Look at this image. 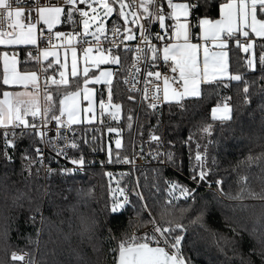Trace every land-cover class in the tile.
Segmentation results:
<instances>
[{
  "label": "trees",
  "instance_id": "trees-1",
  "mask_svg": "<svg viewBox=\"0 0 264 264\" xmlns=\"http://www.w3.org/2000/svg\"><path fill=\"white\" fill-rule=\"evenodd\" d=\"M222 1L199 0L200 6L196 8V12L201 17L207 14L209 18H215ZM164 2L166 5L167 0ZM62 9L61 23L54 29L79 27L74 13L75 23L68 20V9ZM113 19L115 13L108 18L107 23ZM261 44H264V38L255 41L254 53L257 58L262 51ZM28 47L14 49L19 50L21 59H28L26 65L34 67V60L26 53ZM7 50L8 48L0 46V84L4 71L2 54ZM227 51L230 72L241 74L250 82L251 103H244L243 83L228 79L223 81L226 87L215 85L205 88L202 97L187 98L183 108L175 103H166L163 130L167 150L174 154V159L169 162L170 167L148 165L136 170L138 188L152 210V216L159 221L160 206L164 204L165 178L178 176L173 169L181 173L188 172L193 153H206L207 177L222 180V195L218 196L201 188L196 192L195 203L181 200L176 206L186 208L189 204L192 205L180 222L186 229L182 241L183 255L193 264H218L220 261L223 264H245L249 248L254 245L261 247L257 239L250 235L251 230L256 227L257 236L264 231V199L259 198L264 196V119L260 107L264 103V93L260 92L264 79H260L259 64L256 71L247 69L245 61L248 54L236 46L235 40L229 41ZM112 53L119 54L121 60L112 79V99L113 102L122 104L123 113L118 121H104L98 125H72L73 139L77 145L76 148L72 147V152L78 158L82 156L87 159L98 153L103 159H109L107 145L110 144L113 150L111 159L116 161L117 150L112 141L115 134L107 133V127L121 130V157L128 153L133 137L157 131L151 127L155 121L153 111L144 102L130 100L129 97H136L135 94L122 88L121 76L128 60V52L117 49ZM49 71L51 70H48L47 75ZM79 76L78 80L69 78L70 87L48 86L57 102L56 114L59 113L61 97L68 91L81 87L84 76ZM252 81L255 83H251ZM3 90L0 89V92ZM225 102L232 106V119L213 120L210 108ZM205 124L213 126L211 135L201 132ZM15 132V147L7 148L13 159L8 161L4 156L5 145H2L3 131H0V264H30V261L33 264H114L109 248L113 246L117 251L125 234L128 237L142 235L140 230L150 219L147 213L142 212L139 201L131 195L130 199L137 206L136 211H141L140 216L134 215L131 205L126 206L123 212L113 214L109 209L105 183L107 167L103 165L90 164L82 172L61 174L57 171L48 177H42L32 164L29 172L23 166L30 162L27 157H36L35 148L39 138L33 135L31 129L24 130L23 133L16 129ZM22 154L26 158L22 159ZM249 155L260 156V159L249 164ZM153 169H159V174L154 173ZM242 177L246 180L241 179ZM157 187L160 188L159 192L156 191ZM89 189L91 195H86ZM78 190H82L80 194ZM251 193H256L257 196L253 197ZM238 194L242 199L235 198ZM37 204H41L45 217L43 222L39 214H35V220L30 219ZM202 209L205 210L204 216L197 220ZM82 219L96 222L92 230L83 235ZM205 226L215 231L216 235L213 236ZM232 228L236 231L233 232ZM222 236L228 239V244H225ZM221 248L223 252L219 250ZM12 252H26L28 263L13 261ZM234 252L241 253L245 260L234 256ZM224 253L231 259H226ZM251 259L254 264H261L259 256L253 255Z\"/></svg>",
  "mask_w": 264,
  "mask_h": 264
},
{
  "label": "snow or ice",
  "instance_id": "snow-or-ice-1",
  "mask_svg": "<svg viewBox=\"0 0 264 264\" xmlns=\"http://www.w3.org/2000/svg\"><path fill=\"white\" fill-rule=\"evenodd\" d=\"M24 0H0V20L5 22L4 27H0V45H36L37 34H36V23L29 22L25 25L22 19V13L26 10L19 7L20 3ZM69 5L68 8V20L75 23L73 20V8L72 5L77 3V0H66ZM82 3L88 6L95 15L89 16V12L84 8L75 9L80 13L82 17L81 23L83 26V33L79 34L77 43L89 44L88 47L83 48L84 62L85 65L91 62V65L102 64L106 60H111L114 64L119 65L121 60L119 55H112L113 41H109V47L105 51H98L94 56H90L92 53V43L87 39L90 33V22L99 21V26L91 31V35L94 37V41L97 42V48H99L98 41L101 39L100 33L105 32L104 19L113 17L115 12V19H113V37L122 35V41L132 42L135 40V33H140L141 45L132 46L131 43H125L123 50L125 52H132L134 55L135 63L132 65L130 70V76L124 78V83L131 85L130 91L140 92L141 89L135 87L138 83V77L143 76V95L141 96L142 101H147V107L153 111L159 107L158 101H161V87L159 81L162 77L163 88H162V102L176 105L183 108V104L187 98L202 97L205 88H211L215 85L227 86L223 84L224 79L229 81H238L243 83V100L245 104L251 103L250 94V82L243 78L241 74H233L229 70L228 52L224 49L227 48L230 40H235L237 47L242 52L248 54L246 57L247 69L256 71L257 64H259V70L261 71L260 79H264V44L260 47L258 58L254 53V38H264V0H227V3H221L219 5L221 18L210 19L207 14L204 16H195V23H191L189 20L190 13L197 7H199V0L196 3H173L172 0H167V7L169 11H164V0H140L139 5H135L129 0L126 4L125 0H81ZM15 5V6H14ZM95 5V7H93ZM126 8L131 10L126 11ZM140 9L143 13L148 15L149 21H155L159 24L160 29L165 30L166 34L161 35L160 32L153 33L151 31V23L144 24L139 22L137 11L132 9ZM150 9H154L150 11ZM38 13L37 23L43 21L49 29L54 24L60 22V14L62 12L61 7H39L36 9ZM31 11V10H27ZM101 14L103 19H101ZM129 14L132 19L129 21ZM166 17L174 19L175 24L169 26L165 23ZM120 18H123L121 20ZM183 18V19H182ZM131 23L135 25L134 28L127 27L126 25ZM120 27H123V33H120ZM199 28L200 33L197 34V39L203 36L205 45L203 47V60L200 59V48L201 45L198 43L190 42V29ZM250 34L254 38H250ZM56 37L63 38L66 33L56 32ZM69 39L66 41L68 45L72 44L71 34H67ZM238 37H243L244 42H241ZM42 38V37H41ZM155 40V44H151L149 41ZM211 40L215 46L219 49L218 51H209L207 41ZM119 49V45L116 46ZM37 51H40L37 49ZM72 61H71V77L74 79H80L78 74V60L77 50L72 47ZM107 52V55L105 54ZM31 56V53H28ZM3 56V80L0 84V89H4L0 92V128L4 130L3 138L5 144V159L11 161L13 157L7 152L9 146L15 147L16 128H20L22 133L24 130L32 129L33 135L38 137L41 142H46L49 145H53L56 140H68L69 138L64 135L66 131L71 130V126L79 123L77 119L78 106L76 103L77 96L80 95V88L77 87L75 91L67 92L63 98L59 100V114H56V99L53 92L49 91V85L59 87H70V80L66 78L65 71L63 70L64 65H61L58 75L49 76L47 72L53 68V64L49 63L46 69H42L45 72V88H44V101L45 104L41 106L39 99V88L38 83L39 77L36 72H21L17 70V56L13 54L9 57L8 53L5 52ZM42 56L45 60L49 56L57 57L55 63L60 64L58 54L55 51H49L45 48L42 51ZM34 60H38L40 57H32ZM147 64L148 69H142L141 64ZM170 64V70L172 73H178L169 77L167 71L161 72L160 68L167 69ZM126 71H129L126 69ZM83 99L88 101V107L83 109V112H93V89L88 88L86 85L89 84V68L86 66L83 68ZM112 71L108 69L100 70L99 75H93L92 80L99 83L103 79L104 83L108 85L107 101L103 99V93H101V99L99 100V107L101 110V116L108 114L115 121L121 119V103H113V93L111 90L112 85ZM152 78H155V86L152 88L151 97L148 96V85L153 83ZM251 83H255L252 81ZM21 86L23 90L20 91H9L4 86ZM31 88L32 90H29ZM260 92L264 93V85L260 87ZM130 100L135 102V97H129ZM230 99V98H226ZM69 101L71 103H69ZM262 110V119H264V103L260 105ZM211 117L213 120L227 121L232 119V106L230 103H217L211 108ZM94 118V117H92ZM131 120V116H129ZM102 122V121H101ZM53 125L56 129V135L48 136L47 132L51 131L49 125ZM212 125L205 124L201 128V132L204 134L211 135ZM108 132L116 133L115 148L116 161L123 159L126 163L131 164L132 160L124 156L121 158L119 150L122 148V140L120 137V129L108 128ZM11 134V139L9 138ZM152 140L159 142L158 136L152 135ZM71 147L76 148L77 145L73 142ZM199 148V145L197 146ZM109 162L112 161V148H108ZM36 157H27L30 161L23 167L27 168L30 172L32 164L37 162L43 163L45 157L42 149L39 147L35 148ZM57 155H65L66 153L62 147L56 148ZM159 153L153 155L154 160L159 159ZM166 159L171 162L174 159V154L167 152L164 154ZM196 160L200 162L199 172H195L189 177L191 183L196 184L198 187L203 183L209 185L212 181H208V172L205 171L203 161L206 157V153L197 151L195 154ZM26 158L22 154V159ZM260 159V156L253 157L249 155L247 161L249 164L255 163ZM74 168L61 167L59 169L48 168V173L51 175L53 172L59 171L61 174L72 173L80 171L85 161L83 157L72 158L70 161ZM215 163V158H213ZM104 163L103 161L101 162ZM210 171V170H209ZM153 172L159 174V169H153ZM128 173H120L121 176L127 175ZM105 175L109 178V192L112 194V202L110 204V211L113 214H119L121 210H125L126 206L131 205L135 216H140L141 211H136V203L130 199L134 193L137 201L140 203L142 212H145L149 216V221L152 223L153 228L150 233H144L140 236L128 237L125 234V239H122L118 245V256L117 264H191L190 259H187L183 255L182 241L185 238V225L180 222L183 219L184 214L188 212L192 205L189 204L186 208H177V204L181 200H191L195 203V195L197 188H191L187 184L181 183L177 179L165 178L164 183L166 185L164 192V204L160 206L159 221L156 217L152 216V210L149 205L145 202L144 196L136 188H133L131 193L125 191L124 187L120 186V181L116 180V176L113 172H105ZM246 180V178H241ZM116 180V187H111V182ZM217 191L223 192L222 180H215ZM137 182V187H138ZM155 187V185H154ZM82 190H78L80 194ZM159 192L160 188H156ZM119 194V195H117ZM86 195H91V189H89ZM253 197L257 196L256 193H251ZM122 196V198H120ZM242 199V197H235ZM260 199H264V196H260ZM55 208V205H53ZM205 210L196 217L200 220L204 216ZM179 213V214H177ZM35 214H39L41 222L44 221L45 217L41 211V204H37L34 210V214L30 219L35 220ZM264 215V213H262ZM259 222V218L257 220ZM82 235L86 232H90L95 226V221H87L82 219ZM163 225V226H161ZM206 227V226H205ZM231 227V226H229ZM213 236L216 235L215 231L208 229ZM233 232L236 230L231 229ZM247 230V229H245ZM39 232V229H37ZM258 229L253 227L250 235L254 236L258 243L261 244L260 248L252 246L249 248L248 258L245 264H254L251 257L253 255L259 256L261 264H264V231H261L257 236ZM7 232L5 231V237ZM225 244L229 241L225 237ZM223 252V248L219 249ZM226 259L227 257L224 253ZM234 256L244 261V256L239 252H234ZM79 258V254H77ZM11 259L13 261H23L24 256L17 252H12ZM30 264L33 262L30 261ZM218 264H223L222 261Z\"/></svg>",
  "mask_w": 264,
  "mask_h": 264
},
{
  "label": "built area",
  "instance_id": "built-area-1",
  "mask_svg": "<svg viewBox=\"0 0 264 264\" xmlns=\"http://www.w3.org/2000/svg\"><path fill=\"white\" fill-rule=\"evenodd\" d=\"M126 2L128 3L129 0H126ZM131 2L138 6L140 3V0H131ZM191 3H195V2H191ZM164 4H165V2H164ZM18 6L26 10L24 13H22V19L24 20L25 24H27L29 22V19H30L32 23H36V25H37V28H36L37 44L29 46L26 49L27 55H28V53H31V56H34L39 52V51H37V49L40 50L41 48L46 47V46L64 45L66 43V41L69 39V36L67 34H71V38L75 39V46L79 50H83V48L89 46V44L77 43V39L79 37V34L83 33V31H82L83 29H81V27H80L82 17L80 16V13L78 11H75V9L84 8L85 10L88 11L89 9H88V6L86 4H84L82 2H79V3L77 2L76 5L72 6L75 18L79 22V27L71 28V29H54V28L49 29V28L42 27L40 21L37 23V17H38V13L36 10L37 8H39V7H55V6L67 8V7H69V5L67 4L66 0H24V2L20 3ZM27 10H31V11L29 12ZM132 10L137 11V16L139 18L140 23H144V24L151 23V25H152L151 31L153 33L160 32L161 35L166 34L165 30L160 29L159 24L157 22L149 21L148 15L146 13H143L142 10H140L138 8L132 9ZM153 10L154 9H150V11H153ZM164 11L166 13V5L164 7ZM197 15L198 14H197L196 8H195L191 12L192 23H195L194 18ZM131 19H132V17L130 15L129 21H131ZM175 22L176 21L174 19H170L166 24L171 26V25L175 24ZM4 26H5V22L3 20H0V27H4ZM126 26L130 27V28L135 27V25H133L131 23H128ZM112 28H113V21L107 23L105 32L103 34H100L101 39L98 41L99 48H97V42L94 41V37L92 35L87 36V39L89 41L93 42L91 45L93 53H97L98 51H105L106 49H108L109 41H113L112 51L118 49L116 47L117 45H119V49H123V45L125 43H131L133 47H135L136 45H141V39H140V33L139 32L135 33V40L134 41L128 42V41H122V35H117V37L114 39L113 32L111 31ZM119 31H120V33H123V27H120ZM56 32H63V33H66V35L63 38H58L55 35ZM149 42L151 44L156 43L155 40H150ZM105 53H107V52H105ZM12 54L18 55L19 50L13 49ZM128 54H129L128 60H127V63L123 69L122 76H121L122 88L129 93L135 94V96H136L135 100H137V101L139 100V102H144L147 105V103H148L147 101L141 100V96L143 95V89H144L143 76L138 77V83L135 84V87L141 89L140 92L130 91L131 85L125 84L123 82L125 77L130 76V70L132 68V65L135 63L133 53L128 52ZM140 67L142 69H148L147 64L142 63L140 65ZM42 69H44V67H43L42 63H40V61H39L38 65H37V75L39 77V80H38V83L40 85L39 99H40L41 106H43L45 104L44 88H43L44 83H45V72ZM126 69L129 71H126ZM159 70L162 73L167 71V75L169 77H172L174 75L177 76V73L171 72L170 64H169L167 69L160 68ZM152 80H153V83L148 85V93L147 94L149 97H151L152 88L155 86V83H156L155 78H152ZM159 84L161 87V101H158L159 107L157 110L153 111L151 109L155 115V117H154L155 121L152 123L151 127L153 129H157V131L155 130V131H151L149 133H146V134H143L140 136L138 135V137H136V136L133 137L129 151L125 155L132 160V163L131 164L126 163L123 159H121L119 161H115V162H109L108 158L103 159V157H101L100 155H98V153H96L93 156H91L87 159H84L85 163H84L83 167L81 168L80 172L84 171L90 164L103 165V166L107 167L106 172H109V171L113 172L116 176V180L120 181V186L124 187L126 192L131 193L133 188H136L137 191H140L139 188L137 187V182L139 180H138V177L136 174V170L138 168L145 167L148 165H154V166L158 165V166H162V167H170V163L166 159V156L164 155L165 153L168 152V150H167V144H166L165 134H164V130H163V122H162V120L164 118V114H165V104H166V103L162 102V88H163L162 77L159 81ZM96 112L101 115L100 109H97ZM102 117H103V120L106 122L113 121L111 116L108 114H104ZM49 127L51 128V131H48L47 135L48 136L56 135L57 133H56L55 127L51 124L49 125ZM16 129L21 130L20 128H16ZM0 131L4 132V130L2 128H0ZM64 135H66L69 139L68 140H56L53 145H49L46 142H41L39 139V143H37L38 145L36 146V148L39 147L40 149H42V152H43L45 159H44L42 164L37 162L33 165L36 167L37 171L40 172L42 177L50 176V174L48 173V168L59 169L61 167H66V168L79 167V166H74L70 162L72 158H78L72 152L71 143L74 142L72 128L70 131H66L64 133ZM152 135L158 136L160 138L159 142L152 140L151 139ZM10 137H11V134H9V138ZM2 145H5L4 144V138H2ZM58 147H62L64 149V152L66 153L67 158L65 157V155H57L56 148H58ZM157 153L160 154L159 159L154 160L153 155H155ZM195 154H196V152L193 153V155H192V163H191V166L188 168V172L181 173L178 170L173 169L175 172H177V175H178L177 177H175L173 179H177L181 183L187 184L191 188H197V190L202 188L205 190H209V191L217 194L218 196H221L222 192L217 191L218 186L216 185L214 179H210L207 177L208 181H212V183L210 185L208 183H203L199 187L196 184L191 183L189 177L194 174V170H195V172H199L200 166H201L200 162L196 160ZM123 157H121V158H123ZM102 161L104 162L103 164L101 163ZM203 166L205 169V159L203 161ZM122 172L128 173V174L121 176L120 173H122ZM105 178H106L105 183H106L107 195L109 198V209H110V204L112 202L113 197H112V194L109 192V178L106 175H105ZM116 180H113L111 182L112 188L116 187ZM165 187H166V185L164 186V189H165ZM117 195H119V194H117ZM132 195H134V193ZM120 198H122V196ZM164 198H165V192H164ZM121 212H123V210H121ZM152 228H153L152 223L148 222V224L145 225L140 230V232L142 234L150 233L152 231ZM117 251H115L113 246L109 248V253L112 254V258L114 259V264H115V260L117 258ZM18 254L24 256L23 262L28 263V255L26 252H19ZM191 264H193L192 261H191Z\"/></svg>",
  "mask_w": 264,
  "mask_h": 264
},
{
  "label": "crops",
  "instance_id": "crops-1",
  "mask_svg": "<svg viewBox=\"0 0 264 264\" xmlns=\"http://www.w3.org/2000/svg\"><path fill=\"white\" fill-rule=\"evenodd\" d=\"M173 1V0H172ZM176 1H181V0H176ZM186 1V0H185ZM221 3H227V0H223ZM220 3V4H221ZM219 4V5H220ZM169 11L168 7H167V2H166V13ZM74 13V11H73ZM61 16H62V12L60 14V22L59 23H56L53 25L52 28H56L60 23H61ZM221 18V13H220V9L218 8V15L217 17L215 18H210V19H220ZM170 19V17H166V20H165V23H167ZM183 19V18H182ZM189 20L190 22L192 23V18H191V13H190V16H189ZM41 22V25L44 27V28H48V26L46 24H44L43 21H40ZM106 30V29H105ZM37 33V32H36ZM200 33V29L197 27V28H191L190 29V42L192 43H198L201 45V48H200V59H201V62L203 60V47L205 45V40L203 39V36L201 35V37L199 39H197V34ZM103 34V33H101ZM241 42H244V38L243 37H238ZM250 38H254L252 37V35L250 34ZM258 39H262V38H254V40H258ZM0 46H3L5 48H8L7 52L9 57H11L13 54H12V50L14 48H18V47H25V46H32V45H0ZM207 46L209 48V51H218L219 49L215 46L214 42L211 41V40H208L207 41ZM72 47H75L76 50H77V60H78V64H77V68H78V74L79 75H85L82 71V65L84 63V67H88L89 68V84L92 85L93 87H98L100 89H103L105 86L107 87L108 85L104 83L103 79H101V81L99 83H96L94 80H92V76L93 75H99V71L100 70H104V69H108L110 71H112L113 73V77H114V74H115V68L118 66L117 64H114L112 61L108 62V61H104L102 64H99V65H91V62L89 61V64L88 65H85V62H84V53H83V50H79L76 46H75V39L72 38V44L71 45H68L67 43H65L64 45H60V46H46V47H43L40 49V51L34 55V56H31L32 57H40L38 60H34V67L32 66H28L26 65V61L28 60L27 58L25 59H21L19 57V55H16L17 56V70L18 71H21V72H36L37 73V65H38V62L40 61V63H42L44 69L48 67V64L49 63H52L53 64V71L52 69H50L51 71H49L48 75L49 76H52V75H56V78L58 79V71L61 70L60 66L61 65H64V68L63 70L65 71V74H66V78H71V61H72ZM49 49V51H55L57 54H58V59L60 61V64L57 65L55 63L57 57H52V56H49L47 58V60H45L42 56V51L43 49ZM225 51H227V48L224 49ZM4 52V53H5ZM228 52V51H227ZM107 54V53H105ZM112 55H119L117 53H111ZM23 61L24 63L22 64ZM3 63V56H2V61ZM4 70V69H3ZM112 77V79H113ZM177 77H178V73H177ZM226 80V79H224ZM84 84L82 83L81 87H80V95L77 96L76 98V103H77V106H78V113H77V119L80 121L79 123L77 124H89L87 122L84 121V112L81 108V95H82V86ZM11 88L7 89L9 91H20V90H23L21 86H10ZM29 90H32L31 88H29ZM76 90V89H75ZM73 90V91H75ZM69 92V91H68ZM72 92V91H70ZM65 95V94H64ZM63 95V96H64ZM63 96L61 98H63ZM2 98V97H1ZM69 103H71L69 101ZM123 112L121 111V114ZM59 114V113H58Z\"/></svg>",
  "mask_w": 264,
  "mask_h": 264
},
{
  "label": "rangeland",
  "instance_id": "rangeland-1",
  "mask_svg": "<svg viewBox=\"0 0 264 264\" xmlns=\"http://www.w3.org/2000/svg\"><path fill=\"white\" fill-rule=\"evenodd\" d=\"M77 2L79 3V2H81V0H77ZM109 2H112V0H109ZM173 3H188L187 1H185V0H181V1H176V0H173L172 1ZM125 3L127 4V2H126V0H125ZM77 4V3H76ZM75 4V5H76ZM72 6H74V5H72ZM71 6V7H72ZM56 7V6H55ZM93 7H95V5H93ZM62 8V7H61ZM69 7H67V9H68ZM63 10V9H62ZM126 11H129V13H130V10L129 9H127L126 8ZM88 12H89V16L91 17V16H93V15H95L94 13H92L91 12V10L89 9L88 10ZM115 13V12H114ZM129 16H130V14H129ZM101 19H103V16H102V14H101ZM122 20H123V18H121ZM107 20L108 19H104L103 20V23H104V25H105V29H106V26H107ZM26 25V24H25ZM99 26V21H95V22H90V33L88 34V35H90L91 36V31H94V28L95 27H98ZM43 27V26H42ZM80 27H81V29H83V26H82V23H80ZM83 31V30H82ZM101 34V33H100ZM99 34V35H100ZM96 53H91L90 54V56H94ZM107 55V54H106ZM106 61H108V62H110L111 60L109 59V60H106ZM83 68H84V63H83V65H82V71H83ZM59 72V71H58ZM58 78H59V75H58ZM88 88H90V89H93V101H92V103H93V108H94V111L93 112H89V113H83L84 114V121L85 122H87V123H93V124H101V123H103L104 122V120H103V117L100 115V114H98L96 111H97V109H100V107H99V100L102 98L101 97V93H103V99H105V101H107V93H108V86L106 87H104L103 89H100V88H98V87H93L92 85H90V84H88V85H86ZM85 87V85H83L82 86V95H81V108H82V110L84 109V108H87L88 107V104H89V102L88 101H86V100H84L83 99V88ZM113 103H115V102H113ZM215 106V105H214ZM211 109V108H210ZM121 111H122V109H121ZM92 117H94V118H92ZM102 121V122H101ZM108 128H116V127H107L106 128V132L108 133V131H107V129ZM115 134V136H114V140H112L113 141V146L115 147V138H116V133H114ZM121 137V136H120ZM122 140V139H121ZM109 146H110V144L109 145H107V147L109 148Z\"/></svg>",
  "mask_w": 264,
  "mask_h": 264
},
{
  "label": "water",
  "instance_id": "water-1",
  "mask_svg": "<svg viewBox=\"0 0 264 264\" xmlns=\"http://www.w3.org/2000/svg\"><path fill=\"white\" fill-rule=\"evenodd\" d=\"M117 256H118V251H117ZM115 264H117V258H116V260H115Z\"/></svg>",
  "mask_w": 264,
  "mask_h": 264
}]
</instances>
